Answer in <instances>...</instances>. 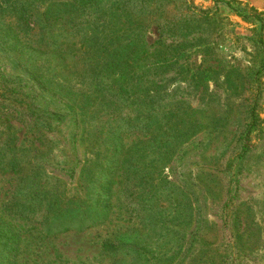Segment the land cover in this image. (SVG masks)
<instances>
[{"label":"rangeland","instance_id":"rangeland-1","mask_svg":"<svg viewBox=\"0 0 264 264\" xmlns=\"http://www.w3.org/2000/svg\"><path fill=\"white\" fill-rule=\"evenodd\" d=\"M192 2L197 11L210 15H195L186 23L179 18L186 11L182 0L137 4L168 11L163 14L166 32L157 44L160 55L149 57L159 60V75L143 91L158 94L140 104L161 117V136L168 138L160 147L147 145L148 176L156 172V180L142 192L137 180H130L127 196L120 195L125 216L111 225L81 228L76 222L69 230H64L67 222L57 219L43 226L26 223L20 203L37 202L30 190L39 178L59 197L84 193L94 182L83 169L91 157L88 143L73 141L70 131L75 127L78 132L79 122L66 102L49 91L55 89L26 73L20 50H5L0 13V160L11 154L13 135L17 145H31L35 133L27 126L33 118H40L51 141L37 153L43 158L39 177L0 171V215L1 208L7 209L24 229L10 264L106 263L102 241L116 231L123 238L122 218L128 220L127 246L115 264H264V0ZM47 4H38L40 13ZM139 20L135 28L144 39L159 40L157 23L146 27ZM84 24L93 33L92 23ZM4 93L18 101L3 100ZM136 103L137 98L133 106L139 107ZM26 105L39 107L33 118ZM125 137L132 142L140 134L132 131ZM244 141L249 146L238 158ZM33 153L25 147L16 152L26 163ZM1 242L0 234V264H5L3 254L9 259V248Z\"/></svg>","mask_w":264,"mask_h":264},{"label":"trees","instance_id":"trees-1","mask_svg":"<svg viewBox=\"0 0 264 264\" xmlns=\"http://www.w3.org/2000/svg\"><path fill=\"white\" fill-rule=\"evenodd\" d=\"M40 2L48 3L44 13H40ZM139 2L145 0L0 1L1 22L6 31L1 38L3 47L6 51L15 47L20 50L21 57L25 56L23 61L20 60L26 73L41 85L55 89L48 90L66 102L68 111L75 112L72 118L79 122L76 125L78 132L74 127L70 135L74 136L73 141L87 142L91 154L83 169L94 182L86 186L84 193L77 191L69 198L59 197L57 192H50L40 178L36 182L32 180L30 194L36 192L33 196L37 197V202H23L19 208L20 214L28 220L26 223L43 226L57 219L59 223H68L64 230L75 227L73 223L76 222L82 223L81 228L109 226L120 216H125L124 206L120 204L124 199L120 195L127 196L130 180H137L140 192L146 188V183L156 180V172L148 176L151 172L145 162L147 145L158 144L160 147L168 138L161 136V117L155 111L149 114L140 104L153 101L158 94L157 90L151 96L143 91L147 82L159 75V60L152 62L149 57L160 55L157 44L164 38L166 20L163 14L168 11L152 7L144 9L137 6ZM182 5L186 11L179 18L186 23L195 15L199 18L210 15L197 11L192 0H182ZM143 13L144 18H141ZM139 19H144L142 26L146 27L151 22L157 23L161 29L159 40L149 43L144 39L140 30L135 28ZM96 21L102 23L96 26ZM85 22H91L95 27L93 33L85 30ZM99 26L102 29L99 30ZM262 29L263 25L261 34ZM260 41L263 43L262 36ZM152 48L154 51L151 52ZM3 95V100L18 101V98ZM135 98L139 107L133 106ZM34 107L25 106L32 118L39 108ZM27 127L33 130L32 134L35 133L34 139H29L31 145L25 146L23 142L17 145L12 141L16 136L9 137L12 139L8 151L11 154L1 156L0 171L19 176H40L43 158L37 153L49 147L51 141L45 136V125L39 117L30 120ZM132 131L139 133L140 137L129 142L125 134ZM248 146V141H244L243 153L238 158ZM24 147L34 151L27 163L16 154ZM152 191L154 196L158 194L157 189ZM0 216L1 245L9 248V259L3 254V262L10 264L11 258L14 260L19 253L16 244L24 238V229L11 218L7 209L1 208ZM122 219L124 224H121L120 232H123V238H118L116 231L102 241V252L109 259L103 264H115L114 260L121 256V248L127 246L124 237L129 229L125 224L128 220Z\"/></svg>","mask_w":264,"mask_h":264}]
</instances>
